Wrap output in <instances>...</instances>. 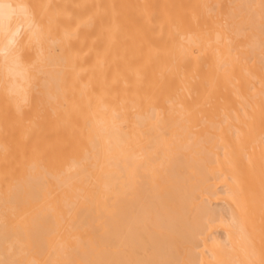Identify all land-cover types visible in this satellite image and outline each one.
<instances>
[{
  "label": "bare ground",
  "instance_id": "obj_1",
  "mask_svg": "<svg viewBox=\"0 0 264 264\" xmlns=\"http://www.w3.org/2000/svg\"><path fill=\"white\" fill-rule=\"evenodd\" d=\"M0 264H264V0H0Z\"/></svg>",
  "mask_w": 264,
  "mask_h": 264
}]
</instances>
